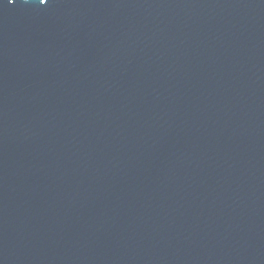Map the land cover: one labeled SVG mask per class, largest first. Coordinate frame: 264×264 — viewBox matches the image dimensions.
I'll return each mask as SVG.
<instances>
[{"label":"water","instance_id":"obj_1","mask_svg":"<svg viewBox=\"0 0 264 264\" xmlns=\"http://www.w3.org/2000/svg\"><path fill=\"white\" fill-rule=\"evenodd\" d=\"M0 0V264H264V0Z\"/></svg>","mask_w":264,"mask_h":264},{"label":"snow or ice","instance_id":"obj_2","mask_svg":"<svg viewBox=\"0 0 264 264\" xmlns=\"http://www.w3.org/2000/svg\"><path fill=\"white\" fill-rule=\"evenodd\" d=\"M45 3H46V0H45ZM45 3H44V4H45Z\"/></svg>","mask_w":264,"mask_h":264}]
</instances>
